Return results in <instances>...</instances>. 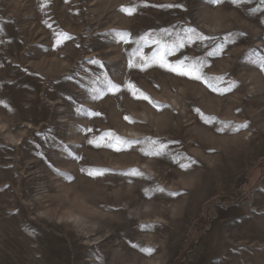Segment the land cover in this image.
<instances>
[{"label": "rangeland", "instance_id": "1", "mask_svg": "<svg viewBox=\"0 0 264 264\" xmlns=\"http://www.w3.org/2000/svg\"><path fill=\"white\" fill-rule=\"evenodd\" d=\"M0 264H264V0H0Z\"/></svg>", "mask_w": 264, "mask_h": 264}, {"label": "snow or ice", "instance_id": "2", "mask_svg": "<svg viewBox=\"0 0 264 264\" xmlns=\"http://www.w3.org/2000/svg\"><path fill=\"white\" fill-rule=\"evenodd\" d=\"M215 2L216 3H220L221 2V0H215ZM232 2L233 3H235V0H232ZM170 7H182V5H172V6H170ZM130 15L132 14V13H129ZM187 32H190V33H192L193 35H195L196 34V32H197V29L195 28V27H192V28H189L188 30H187ZM203 39H205V37H201V40H203ZM167 53H164L163 51L161 52V53H158L157 55H158V57H159V60H160V67H162V68H167V70L168 71H170V72H175L177 75H180V76H189V78H191V79H194V80H200L201 79V76L200 75H192V73L193 72H196L197 71V69L193 66V67H191V68H189L187 71H185V70H181V65L183 64V62L181 61L180 62V64H178V65H171V64H169L165 59H164V57H165V55H166ZM117 87H118V85H117ZM246 126V125H245ZM39 135V134H38ZM90 143H91V141H89ZM153 143H155V141H153ZM97 146H99V145H97ZM155 155H159L160 153L159 152H157V153H154ZM75 158V157H74ZM181 167H184L183 165H181ZM186 170V169H185ZM160 191L162 192L163 191V189H160Z\"/></svg>", "mask_w": 264, "mask_h": 264}]
</instances>
